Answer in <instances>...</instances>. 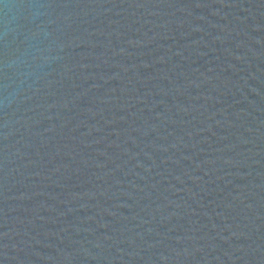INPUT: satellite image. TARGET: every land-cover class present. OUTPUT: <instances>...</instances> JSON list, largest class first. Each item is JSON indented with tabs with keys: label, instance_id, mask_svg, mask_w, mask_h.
I'll use <instances>...</instances> for the list:
<instances>
[{
	"label": "water",
	"instance_id": "water-1",
	"mask_svg": "<svg viewBox=\"0 0 264 264\" xmlns=\"http://www.w3.org/2000/svg\"><path fill=\"white\" fill-rule=\"evenodd\" d=\"M0 264H264V0H0Z\"/></svg>",
	"mask_w": 264,
	"mask_h": 264
}]
</instances>
